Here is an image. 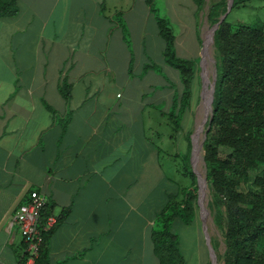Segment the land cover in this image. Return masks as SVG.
Instances as JSON below:
<instances>
[{
    "label": "crops",
    "instance_id": "0c3cea01",
    "mask_svg": "<svg viewBox=\"0 0 264 264\" xmlns=\"http://www.w3.org/2000/svg\"><path fill=\"white\" fill-rule=\"evenodd\" d=\"M198 1L17 0L0 19V264H27L12 221L35 191L58 219L49 264H160L157 216L181 192L159 164L172 137L151 129L168 127L183 86L159 20L181 58Z\"/></svg>",
    "mask_w": 264,
    "mask_h": 264
},
{
    "label": "trees",
    "instance_id": "16d2710c",
    "mask_svg": "<svg viewBox=\"0 0 264 264\" xmlns=\"http://www.w3.org/2000/svg\"><path fill=\"white\" fill-rule=\"evenodd\" d=\"M252 1L235 0L233 8ZM147 3L153 8L155 0ZM222 7L210 8L212 25L226 13L227 5ZM18 14L17 0H0V19ZM159 27L167 42L166 61L179 72L183 86L182 98L176 100L179 113L172 119L179 125L181 112L189 107L196 68L193 61L176 56L170 23L159 20ZM214 46L217 79L203 152L215 205L224 208L220 219L226 244L223 264H264V28L232 24L227 18L215 33ZM221 150L227 152L223 158ZM189 166L192 189L182 192V201L173 196L157 216L153 241L160 264H188L178 227L195 221L198 186ZM47 240L48 235L35 264H49L44 254Z\"/></svg>",
    "mask_w": 264,
    "mask_h": 264
},
{
    "label": "rangeland",
    "instance_id": "374dc122",
    "mask_svg": "<svg viewBox=\"0 0 264 264\" xmlns=\"http://www.w3.org/2000/svg\"><path fill=\"white\" fill-rule=\"evenodd\" d=\"M215 5H219L220 9H222V6L228 5V0H204L201 13L202 22H200V20L196 23L188 22L187 25L188 30L183 41L184 56L182 55L181 58L193 61L196 68L195 79L193 80L191 88L189 107L185 108L181 112L179 125L175 124L172 119L168 118V127L164 124H156L151 129V135L156 137V142L157 139L163 138L164 135L170 134V137H172V141H168L166 145L161 144V142H163L162 140L157 143L161 149L159 164L162 173L166 177L167 181L175 183L180 189L181 193L178 197V201H182L184 198L182 192H189L192 189L193 181L189 166V164H191L190 161L193 151L192 136L198 131L205 118V97L206 94H210V92H212V95L214 94L213 91L217 79V57L214 43H212V62L209 67V75L207 68V62L211 57L209 47L207 46L204 51V45L206 44L210 31L214 26L211 24L209 19L210 8ZM191 9V12H195L193 8ZM228 22L232 24H245L264 28V0H253L245 7H234L228 16ZM176 26V34L180 35V30H182L180 29L181 26H179V24H176ZM152 30L153 28H149V31ZM203 51L205 54L204 74L206 75V79L209 80V88L206 90V93L204 92V83L200 67ZM174 73L176 74V72L173 71L171 82L174 88H176L174 90H178V76ZM177 112L178 109L172 110L171 117L174 113L177 115ZM169 127L171 130H169ZM206 129L207 125L205 126L204 131ZM201 134H203V129ZM195 143L196 151L194 161L196 163V170L198 171L197 134L195 136ZM226 154L227 152L221 150L220 155L222 158L225 157ZM202 157L204 159V152L202 153ZM201 169L203 170V177L206 180L204 187L208 192L204 201L208 214L205 215L199 207V194L197 192V208L194 224L188 227L184 225H180L178 227L181 247L188 264H212L210 252L207 246V239H209L213 249L215 250L217 263L223 264L222 258L226 251V244L224 240V230L222 224L220 223V219L223 216L224 208L222 205H215L212 190L207 182V172L204 160L201 162Z\"/></svg>",
    "mask_w": 264,
    "mask_h": 264
},
{
    "label": "built area",
    "instance_id": "2783aa9c",
    "mask_svg": "<svg viewBox=\"0 0 264 264\" xmlns=\"http://www.w3.org/2000/svg\"><path fill=\"white\" fill-rule=\"evenodd\" d=\"M46 206V197L39 192H32L29 202L18 208L12 221L13 225L16 224L19 227L26 244L27 264L36 263L46 236L58 225V219L54 215L44 217Z\"/></svg>",
    "mask_w": 264,
    "mask_h": 264
},
{
    "label": "water",
    "instance_id": "95a60500",
    "mask_svg": "<svg viewBox=\"0 0 264 264\" xmlns=\"http://www.w3.org/2000/svg\"><path fill=\"white\" fill-rule=\"evenodd\" d=\"M234 2H235V0H228L227 11H226L225 14H223L220 17L219 22L217 24H215L213 26V28L211 29L210 34H209V42L208 43H214L215 33L219 29L220 25L228 18L229 14L231 13V11L233 9ZM208 43L206 42V44L204 45V50L207 47ZM204 63H205V54H204V51H203L202 52V58H201L200 67H201L202 78H203V83H204L203 84L204 92L206 93V90L209 88V80L206 79V77H205L206 75L204 74ZM213 93H214V91H213ZM213 95L211 94V96L208 97L207 106L206 107L204 106V108H205V118H204L202 124L200 125L198 131L195 134H193V136H192L193 151H192V156H191V161L190 162H191L192 171L195 174V176L197 177L198 194H199L198 205L201 208L203 213H204V207H203V204H202V191H203V187H204L205 182H202L200 174L196 170V163L194 161L195 147H196L195 136H196V134L198 132L202 131V129H203V136H204L203 143H202V147H203L204 142H205V140L207 138V134H208L209 129H210V124L212 122V114H213L212 106H213V100H214ZM205 102H206V99H205ZM205 102H204V105H205ZM208 122H209V125H208L207 129L204 131V128L208 124ZM204 164H205V161H204ZM205 168H206V164H205ZM207 246H208V249H209V252H210V257H211V260H212V264H218L217 263V256L215 254V250L213 249V247L211 245V241L209 239H207Z\"/></svg>",
    "mask_w": 264,
    "mask_h": 264
},
{
    "label": "bare ground",
    "instance_id": "6f19581e",
    "mask_svg": "<svg viewBox=\"0 0 264 264\" xmlns=\"http://www.w3.org/2000/svg\"><path fill=\"white\" fill-rule=\"evenodd\" d=\"M206 31V30H205ZM208 36V35H207ZM209 42V37H208V39H207V43ZM208 47H209V49H210V56H211V51H212V43H208V45H207ZM205 51V50H204ZM215 53V52H214ZM215 55V54H214ZM212 56L209 58V60H208V62H207V65H208V75L210 74V72H209V67H210V65H211V62H212ZM205 66V65H204ZM212 69V68H211ZM211 94H212V92H210V94H206V97H205V99H206V102H205V107L207 106V99H208V97H210L211 96ZM201 132L202 131H200V132H198L197 133V145H198V158H197V160H198V173L200 174V177H201V180H202V182H205L206 180H205V178L203 177V174H202V172H203V170L201 169V162L203 161V157H202V143H203V138H204V136H203V134H201ZM196 151V150H195ZM194 159H195V155H194ZM207 190L205 189V187H204V189H203V191H202V204H203V207H204V214L205 215H207L208 214V212H207V210H206V208H205V205H204V201H205V199H206V196H207Z\"/></svg>",
    "mask_w": 264,
    "mask_h": 264
}]
</instances>
